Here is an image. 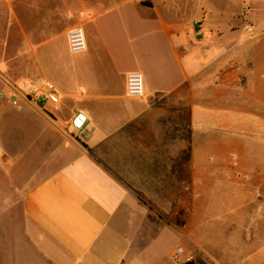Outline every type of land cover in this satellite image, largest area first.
Instances as JSON below:
<instances>
[{
	"label": "crops",
	"instance_id": "obj_1",
	"mask_svg": "<svg viewBox=\"0 0 264 264\" xmlns=\"http://www.w3.org/2000/svg\"><path fill=\"white\" fill-rule=\"evenodd\" d=\"M263 19L264 0H0V94H62L0 99V264H264V176L246 185L241 155L264 131ZM6 111L32 115L29 144Z\"/></svg>",
	"mask_w": 264,
	"mask_h": 264
},
{
	"label": "built area",
	"instance_id": "obj_2",
	"mask_svg": "<svg viewBox=\"0 0 264 264\" xmlns=\"http://www.w3.org/2000/svg\"><path fill=\"white\" fill-rule=\"evenodd\" d=\"M68 49L72 54H79L86 50V40L83 30L79 27L71 29L67 34ZM125 92L130 98L139 99L143 96V81L139 73H130L126 76ZM62 94L58 88L53 85H47L43 92L31 89L27 92H21L11 89L8 96L0 94V99L6 100L11 107H18L20 102H25L37 107H43L46 104L56 105L60 102ZM87 122L83 113H76L70 121L69 129L71 131L81 130ZM183 250L178 248L173 255V262L180 263Z\"/></svg>",
	"mask_w": 264,
	"mask_h": 264
},
{
	"label": "rangeland",
	"instance_id": "obj_3",
	"mask_svg": "<svg viewBox=\"0 0 264 264\" xmlns=\"http://www.w3.org/2000/svg\"><path fill=\"white\" fill-rule=\"evenodd\" d=\"M262 23H264V19L262 20ZM31 116L32 115L28 114L27 112H24L19 115L11 116L10 113L6 111L3 115L5 122V138L15 139L17 141H21V140L23 141L25 139L24 142L29 144L30 140L32 139H30L29 137L27 138L28 136L27 133L29 130V125L31 123H34V121L30 120ZM260 141L246 145L241 152V155L244 156V158L246 159L245 164H243L244 167H246L245 165L247 164L248 168H252V169L257 168V173H254L249 176L248 184H246L249 187H257L261 185L260 177L264 176L259 173V171L264 172V131H261ZM216 150L219 151L220 153V150L213 148V152H212V154L214 155L213 157H215L216 154H218ZM33 169H34L33 164H30L29 166L30 173L33 172ZM241 173H242L241 171L237 172V174H235L236 177L242 176ZM239 181L241 180L240 179L230 180V185H238ZM216 197L214 196V198ZM180 213L181 214L179 216H176V218L181 221L184 218L183 215L185 212L180 211ZM168 217L170 218L169 215L167 216V218ZM157 234L165 238V241L167 243L166 247L168 251L173 249L177 244L181 246L184 245L183 241L176 239V237H173V235L168 229L162 232H158Z\"/></svg>",
	"mask_w": 264,
	"mask_h": 264
},
{
	"label": "trees",
	"instance_id": "obj_4",
	"mask_svg": "<svg viewBox=\"0 0 264 264\" xmlns=\"http://www.w3.org/2000/svg\"><path fill=\"white\" fill-rule=\"evenodd\" d=\"M137 198H138L139 202L142 203L144 206H147L150 211H155V208L152 205H150L143 196L138 195ZM160 218L161 217L158 216V219H160ZM150 220L156 221V225L161 227L159 222L157 220H155L153 217L152 218L150 217ZM185 264H190V263H185Z\"/></svg>",
	"mask_w": 264,
	"mask_h": 264
}]
</instances>
